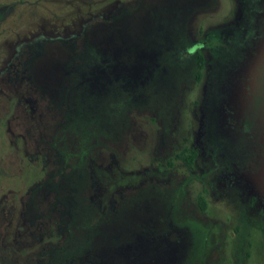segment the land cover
I'll return each mask as SVG.
<instances>
[{
	"label": "rangeland",
	"instance_id": "rangeland-1",
	"mask_svg": "<svg viewBox=\"0 0 264 264\" xmlns=\"http://www.w3.org/2000/svg\"><path fill=\"white\" fill-rule=\"evenodd\" d=\"M239 18L238 0H0V264L45 262L73 232L64 198L113 217L53 264H264V76L229 142L215 53L199 81L187 53Z\"/></svg>",
	"mask_w": 264,
	"mask_h": 264
},
{
	"label": "trees",
	"instance_id": "trees-1",
	"mask_svg": "<svg viewBox=\"0 0 264 264\" xmlns=\"http://www.w3.org/2000/svg\"><path fill=\"white\" fill-rule=\"evenodd\" d=\"M238 1L240 3V18L236 24L223 28L220 30L219 35L214 34L215 37L213 39L198 40L187 51V53L191 52L196 55L194 74L196 81L201 80L205 67V57L200 48H209L215 53L213 83L216 85V91L210 99V114L212 117L210 124L213 131L221 134L229 142L240 138L241 132H239V128L241 122L253 108V104L259 96L260 82H262L264 76V0ZM197 44H200V46ZM234 45H239L235 49L238 56L235 59L229 58L227 60V56L232 54L231 51ZM74 60L75 58H72L71 61L73 62ZM230 60L234 63V66L222 65V63H227ZM72 62L69 63V68L70 66L72 68ZM70 75L67 76L69 77ZM176 157L190 166L195 160L196 150L192 147H183L176 154ZM61 159L62 156L58 160ZM56 195H58L57 192ZM64 199H67L65 201L71 207H68L67 204L64 211L60 210L61 214L65 216L63 225L65 224L66 229H68L71 223L73 232L68 230L61 244H56L49 248L44 253L45 262L40 264H53L57 261L55 259L58 252L63 253L61 259L64 260L63 258L66 255L64 252L66 251L65 244L71 242L72 237H75L77 232L82 234L85 229L94 224V221L107 222L110 217H113V215L103 214L104 216H98V218L93 219L91 211L85 212L84 210L81 212V208L78 212L75 209V201L68 198ZM197 204L200 210L204 211L206 209V200L202 193L197 195ZM79 213H83L86 216V221L78 217ZM100 257L105 259L101 253Z\"/></svg>",
	"mask_w": 264,
	"mask_h": 264
},
{
	"label": "flooded vegetation",
	"instance_id": "flooded-vegetation-1",
	"mask_svg": "<svg viewBox=\"0 0 264 264\" xmlns=\"http://www.w3.org/2000/svg\"><path fill=\"white\" fill-rule=\"evenodd\" d=\"M261 143L262 144H264V138H261ZM257 155L255 156L256 157V159L257 160H264V156H263V154H262V151L260 150V149H257ZM261 166L263 167L264 166V164H263V162L261 163Z\"/></svg>",
	"mask_w": 264,
	"mask_h": 264
},
{
	"label": "water",
	"instance_id": "water-1",
	"mask_svg": "<svg viewBox=\"0 0 264 264\" xmlns=\"http://www.w3.org/2000/svg\"><path fill=\"white\" fill-rule=\"evenodd\" d=\"M198 46H200V44H197Z\"/></svg>",
	"mask_w": 264,
	"mask_h": 264
}]
</instances>
